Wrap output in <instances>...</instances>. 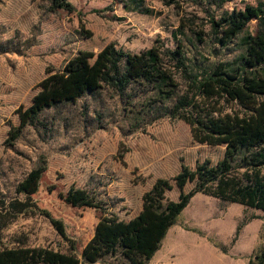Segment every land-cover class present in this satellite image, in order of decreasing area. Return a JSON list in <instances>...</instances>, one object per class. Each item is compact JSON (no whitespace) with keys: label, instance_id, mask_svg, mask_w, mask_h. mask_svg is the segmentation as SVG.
Wrapping results in <instances>:
<instances>
[{"label":"rangeland","instance_id":"374dc122","mask_svg":"<svg viewBox=\"0 0 264 264\" xmlns=\"http://www.w3.org/2000/svg\"><path fill=\"white\" fill-rule=\"evenodd\" d=\"M134 1L140 0H69L74 6L69 12L52 11V0H0V201L25 200L17 185L44 162L23 187L40 209L63 221L78 255L102 213L66 203L71 187L88 190L109 214L129 221L141 212L143 195L157 179H172L183 166L195 168L205 160L215 164L225 147L198 143L187 123L161 117L155 92L137 88L122 96L107 86L45 110L40 124L6 144L11 127L19 125L17 109L31 105L47 72L78 67L82 52L98 54L112 42L137 54L160 44L182 46L188 57L221 64L224 71H233L242 57L251 63L262 59L253 10L261 0H229L218 7L195 0ZM229 13H235L234 24L224 34L214 33L211 18ZM245 19L243 31L227 45L218 42ZM175 80L185 89L178 73ZM179 194L174 184L167 197L177 201ZM23 246L69 252L38 212L19 215L0 234V250ZM263 247V211L197 194L148 264H249ZM95 264L125 263L110 258Z\"/></svg>","mask_w":264,"mask_h":264},{"label":"trees","instance_id":"16d2710c","mask_svg":"<svg viewBox=\"0 0 264 264\" xmlns=\"http://www.w3.org/2000/svg\"><path fill=\"white\" fill-rule=\"evenodd\" d=\"M183 1L190 0L172 3ZM227 1L195 0L202 7H218ZM59 9L72 12L74 6L69 0H52L51 10ZM253 10L258 20L256 36L263 41L262 59L251 63L242 57L230 72L221 70V64L210 65L204 58L188 57L182 46L171 49L160 44L137 54L114 42L98 54L82 52L78 67L66 66L59 72H47L37 85L31 105L17 109L19 125L11 127L6 144L13 145L27 127L40 124L45 110L76 102L87 93L107 86L122 96L137 88H143L144 93L155 92L161 117L184 121L191 127L196 142L224 146L225 153L215 164L205 160L195 168L183 166L172 179H157L143 195L141 212L129 221L109 214L107 207L88 190L71 187L63 196L66 203L102 213L81 255L77 254L76 243L67 234L63 221L40 209L23 187L32 173L46 166L42 162L17 185V193L25 195V200L0 201V234L19 215L38 212L50 220L58 235L68 243L69 252L41 246L1 249L0 264H95L110 258L125 264H148L197 194L264 212V0ZM234 22L235 13L210 20L212 30L218 35L224 34ZM247 22L245 19L226 41L219 37L218 42L227 45V41L243 31ZM177 73L185 83L183 90L176 83ZM174 184L180 190L177 201L167 197ZM188 185L192 188L186 191ZM249 264H264V247L250 258Z\"/></svg>","mask_w":264,"mask_h":264}]
</instances>
